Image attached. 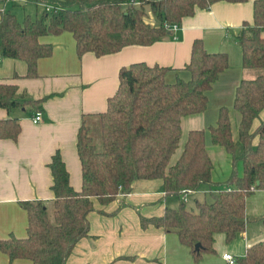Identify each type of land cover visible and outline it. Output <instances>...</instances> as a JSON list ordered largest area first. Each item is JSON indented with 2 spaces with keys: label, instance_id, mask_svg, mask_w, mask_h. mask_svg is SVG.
Returning <instances> with one entry per match:
<instances>
[{
  "label": "trees",
  "instance_id": "trees-1",
  "mask_svg": "<svg viewBox=\"0 0 264 264\" xmlns=\"http://www.w3.org/2000/svg\"><path fill=\"white\" fill-rule=\"evenodd\" d=\"M12 1L14 6L22 5L19 0ZM220 1L247 0H26L49 5L51 10L45 7L40 16L26 14L22 20L12 10H1L0 56L26 61L27 76L37 77L38 60L53 53L52 44L40 41L43 35L72 32L79 57L87 52L103 56L128 45L146 46L171 38L165 23L181 24L198 8L209 9ZM149 13L155 24L147 21ZM235 41L242 49L244 67L264 69V0H255L253 22H244ZM229 66L227 52H209L199 38L184 67L189 78L180 76L168 82L170 67L143 61L123 66L119 87L100 113L102 149L94 143L85 119L78 130L81 190L73 187L61 152L54 153L48 164L54 200L50 205L42 200L23 201L28 213L27 236L0 239V250L10 262L26 258L33 264H66L77 242L89 234L94 199L109 203L119 194L129 193L136 179H162L165 195L180 198L183 189L211 187L213 200L197 201L196 210L181 199L178 207H168L160 216L141 217L143 228L154 225L175 232L196 261L215 251L217 233L225 234L228 243L244 233L249 221L247 198L264 189V119H260L264 74L243 79L236 89L238 138L233 136L228 107L220 108L218 122L210 128L212 142L225 147L232 156L233 169L225 183L212 179L214 164L204 129L189 132L181 155L172 163L182 137V118L206 110L208 92ZM46 98L22 99L16 84L0 82V108L9 112L26 105L41 109ZM257 119L260 123L254 128ZM21 129L17 117L0 120V138L16 140ZM239 162L243 164L242 175ZM260 220L264 224V216ZM236 264H264V240L237 257Z\"/></svg>",
  "mask_w": 264,
  "mask_h": 264
},
{
  "label": "crops",
  "instance_id": "crops-1",
  "mask_svg": "<svg viewBox=\"0 0 264 264\" xmlns=\"http://www.w3.org/2000/svg\"><path fill=\"white\" fill-rule=\"evenodd\" d=\"M19 2L25 8L30 4L26 0ZM254 2L220 1L209 9L198 8L193 16L182 20L180 29L172 32L171 38L146 46L128 45L103 56L87 52L79 57L72 32L43 35L40 41L52 44L53 53L38 60L37 77L27 76L26 61L0 56V82L16 84L22 99L47 97L42 108L37 110L32 105L11 112L0 108V120L17 117L22 128L16 140L0 138V239L27 236L28 213L23 201L42 200L50 205L54 200L53 176L48 164L57 151L62 154L73 187L81 190L78 130L83 119L90 125L91 132L92 123H97L98 119L100 122V113L107 109L109 97L119 87L120 69L143 61L170 67L168 82L180 76L189 78L184 67L191 60L192 46L198 38L204 41L209 52H227L230 66L208 92L206 110L182 118V137L172 163L181 155L189 132L204 129L207 131V150L214 164L212 179L216 183H225L233 169L232 156L225 147L212 142L210 128L216 126L220 108L224 106L230 110L232 129L233 118L239 126V114L231 111L236 89L243 79L264 74L263 68L244 67L242 49L235 41L244 22H253ZM10 4L14 6L12 0L0 1V11L10 10ZM149 14L147 21L155 24L154 16ZM38 111L42 112V120L35 123L33 116ZM260 119H264V110ZM260 119L255 121L254 128ZM233 136L237 139L238 132L233 131ZM240 164L243 168L239 162L238 172L242 175ZM162 185V179H136L129 193H121L109 203L103 204L95 198L94 210L89 214V234L77 242L66 264H227L223 257L225 253L240 257L251 245L264 240V224L260 220L264 216V189H260L247 198L249 221L244 233L229 243L225 234L217 233L215 251L205 253L200 261H196L190 248L180 242L175 232L141 225L142 216H160L166 208H176L181 203L179 196L165 195ZM198 193L204 194L203 199L197 196ZM207 193L212 196L211 187L204 185L195 190L189 200L194 197L196 207L197 201L206 200ZM0 264L33 262L26 258L10 262L9 256L0 250Z\"/></svg>",
  "mask_w": 264,
  "mask_h": 264
},
{
  "label": "rangeland",
  "instance_id": "rangeland-1",
  "mask_svg": "<svg viewBox=\"0 0 264 264\" xmlns=\"http://www.w3.org/2000/svg\"><path fill=\"white\" fill-rule=\"evenodd\" d=\"M44 5L42 4H33V3H30L28 4V6L25 8L23 5H18V6H12V4H10V10H12L17 16L19 19H24L25 15L26 14H31V16L33 17H36L37 15L40 16L44 10ZM8 10V9H7ZM150 15V14H149ZM231 111H233V113H238L239 116H240V113L236 110V109H232ZM233 118V116H232ZM233 131L234 133H237L238 132V124L236 122V120L233 118ZM92 136L94 138V143L97 145L98 149L101 150L102 149V139H101V129H100V122H99V119L97 121V123H92ZM239 169H240V172L242 173V165L240 164L239 165ZM202 191H204V189H201ZM204 194L202 193H198V197H202L203 199V196ZM206 200L208 201H212L213 200V197L207 193L206 194ZM195 198L191 197L189 202H187L188 204V207L190 208H194V210H196L195 208V202H194ZM50 211H52V208H50Z\"/></svg>",
  "mask_w": 264,
  "mask_h": 264
},
{
  "label": "built area",
  "instance_id": "built-area-1",
  "mask_svg": "<svg viewBox=\"0 0 264 264\" xmlns=\"http://www.w3.org/2000/svg\"><path fill=\"white\" fill-rule=\"evenodd\" d=\"M47 10H51V7L49 5H45ZM165 26L171 31L176 33L179 29H180V24L178 23H165ZM42 120V112L38 111L34 114L33 116V121L35 123H39ZM195 190L193 189H183L182 191V195H181V199L184 202H188L189 201V196L194 192ZM224 259L226 260L227 264H236L237 263V257L231 253H225L223 255Z\"/></svg>",
  "mask_w": 264,
  "mask_h": 264
},
{
  "label": "water",
  "instance_id": "water-1",
  "mask_svg": "<svg viewBox=\"0 0 264 264\" xmlns=\"http://www.w3.org/2000/svg\"><path fill=\"white\" fill-rule=\"evenodd\" d=\"M196 248H197V249L200 248V243H198V244L196 245Z\"/></svg>",
  "mask_w": 264,
  "mask_h": 264
}]
</instances>
